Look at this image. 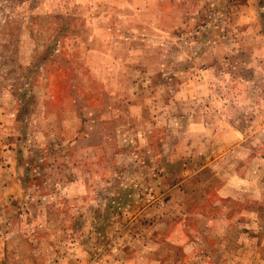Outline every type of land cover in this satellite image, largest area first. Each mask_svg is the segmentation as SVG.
Instances as JSON below:
<instances>
[{"label": "rangeland", "instance_id": "obj_1", "mask_svg": "<svg viewBox=\"0 0 264 264\" xmlns=\"http://www.w3.org/2000/svg\"><path fill=\"white\" fill-rule=\"evenodd\" d=\"M0 264H264V0H0Z\"/></svg>", "mask_w": 264, "mask_h": 264}]
</instances>
